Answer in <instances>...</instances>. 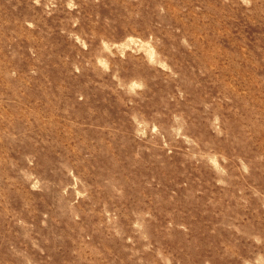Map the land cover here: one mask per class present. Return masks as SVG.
<instances>
[{"label":"rangeland","instance_id":"1","mask_svg":"<svg viewBox=\"0 0 264 264\" xmlns=\"http://www.w3.org/2000/svg\"><path fill=\"white\" fill-rule=\"evenodd\" d=\"M0 264H264V0H0Z\"/></svg>","mask_w":264,"mask_h":264}]
</instances>
